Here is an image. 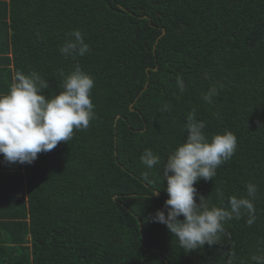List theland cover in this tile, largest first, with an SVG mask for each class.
I'll list each match as a JSON object with an SVG mask.
<instances>
[{
    "label": "trees",
    "instance_id": "1",
    "mask_svg": "<svg viewBox=\"0 0 264 264\" xmlns=\"http://www.w3.org/2000/svg\"><path fill=\"white\" fill-rule=\"evenodd\" d=\"M77 29L90 51L65 58L59 46ZM77 64L94 80L88 129L32 164L0 155V264H227L229 253L253 264L264 255V0H0V93L21 71L56 95ZM193 109L209 141L237 137L231 159L194 185L197 202L228 207L252 183L256 220L227 221L218 244L187 252L149 218L168 199L162 164ZM145 149L161 165L146 168Z\"/></svg>",
    "mask_w": 264,
    "mask_h": 264
},
{
    "label": "clouds",
    "instance_id": "2",
    "mask_svg": "<svg viewBox=\"0 0 264 264\" xmlns=\"http://www.w3.org/2000/svg\"><path fill=\"white\" fill-rule=\"evenodd\" d=\"M70 35L73 38L59 46L62 56L74 60L90 51L80 30H74ZM176 85L181 93L185 91V83L179 76ZM47 87V81L36 72L17 71L8 93H0V155L5 163L32 164L39 153L53 150L61 141H69L74 129H88L95 107L91 99L93 78L77 64L74 71L62 76L58 94L46 97L44 90ZM216 94L217 89L211 87L202 99L211 103ZM130 108L134 109L132 104ZM162 110L169 111L170 108L166 104ZM205 127V122L196 118L193 109L186 117L184 142L171 151L166 163L162 164L161 174L167 182L164 190L168 199L163 210L158 209L149 218L150 222L166 225L187 252L205 244H218L227 221L240 219L245 214L248 225L256 220L252 199L247 198L256 195L257 187L252 183L246 185L247 197L230 196L228 207L210 205L209 197L202 195L197 202L194 185L200 179H212L217 168L230 160L237 149L234 133H218L209 141ZM114 156H118L117 150ZM140 161L148 169L162 163L161 157L151 149L143 151ZM217 193L222 199L223 193L219 189ZM181 216L182 220L179 219ZM234 257V253H229L227 264H234ZM250 260L253 264H264V255L253 254Z\"/></svg>",
    "mask_w": 264,
    "mask_h": 264
},
{
    "label": "water",
    "instance_id": "3",
    "mask_svg": "<svg viewBox=\"0 0 264 264\" xmlns=\"http://www.w3.org/2000/svg\"><path fill=\"white\" fill-rule=\"evenodd\" d=\"M165 29H163V33L161 34V35H163L164 33H165ZM156 69V68H155ZM146 86H147V84H146ZM160 195V193L159 192H156V196H159Z\"/></svg>",
    "mask_w": 264,
    "mask_h": 264
},
{
    "label": "crops",
    "instance_id": "4",
    "mask_svg": "<svg viewBox=\"0 0 264 264\" xmlns=\"http://www.w3.org/2000/svg\"><path fill=\"white\" fill-rule=\"evenodd\" d=\"M1 233H2V235H4V234H5V232H4V231H2V230H1ZM28 245H30V243H28Z\"/></svg>",
    "mask_w": 264,
    "mask_h": 264
},
{
    "label": "rangeland",
    "instance_id": "5",
    "mask_svg": "<svg viewBox=\"0 0 264 264\" xmlns=\"http://www.w3.org/2000/svg\"><path fill=\"white\" fill-rule=\"evenodd\" d=\"M11 53V52H10Z\"/></svg>",
    "mask_w": 264,
    "mask_h": 264
}]
</instances>
